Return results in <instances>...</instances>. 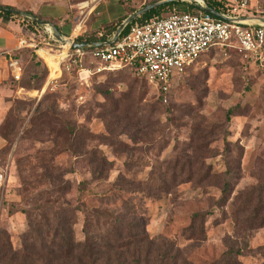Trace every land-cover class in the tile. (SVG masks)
Masks as SVG:
<instances>
[{
  "label": "rangeland",
  "instance_id": "1",
  "mask_svg": "<svg viewBox=\"0 0 264 264\" xmlns=\"http://www.w3.org/2000/svg\"><path fill=\"white\" fill-rule=\"evenodd\" d=\"M30 1L0 0V5L29 10L34 6ZM36 1L62 9L60 17L46 22L75 41L81 35L99 36L104 24L157 0H107L105 7L103 1L97 9L100 15L81 8L84 0ZM23 25L31 36L22 49L31 51L29 57L38 62L39 72L45 66L47 75L40 88L27 90L20 86L22 74L7 84L14 94L0 101L1 111L10 108L9 100L20 99L23 107L29 100L25 108L14 107L19 120L12 116L6 121V132L13 127L11 139L0 136V229L13 247L20 245L26 229L23 210L30 207L36 189L47 184L29 190L30 194L23 189L27 181L42 178L44 168L38 162L49 159L50 149L55 151L53 163L63 166L64 177L73 185L66 198L76 203V182L89 177L90 169L73 152L78 153V148L68 145L81 142V150L98 148L113 160L108 181L125 179L121 195L148 194L142 203L145 228L158 243L170 242L197 263L214 261L230 244H245L241 264H264V68L259 62L238 47L211 48L173 79L164 102L128 67L89 73L81 70L73 55L63 56L56 67L52 58L39 51L60 54L63 42L47 25L29 21ZM19 63L24 72L27 61ZM71 129L79 131L70 134ZM69 167L75 171L68 172ZM224 180L230 183V199L219 207ZM150 181L160 188L147 186ZM91 185L98 191L103 188L95 180ZM246 198L251 205L260 203L254 220L249 210L241 208ZM85 202L98 204L89 198ZM207 211L211 213L204 234L189 236L192 214ZM76 218L80 238L81 215Z\"/></svg>",
  "mask_w": 264,
  "mask_h": 264
},
{
  "label": "trees",
  "instance_id": "2",
  "mask_svg": "<svg viewBox=\"0 0 264 264\" xmlns=\"http://www.w3.org/2000/svg\"><path fill=\"white\" fill-rule=\"evenodd\" d=\"M204 1L209 7L218 12L225 11L230 5V0ZM172 8V11L179 13L197 12L200 10L191 3L180 1L166 2L136 18L124 28L122 33L126 32L131 24L135 22L144 23L151 18L162 17L161 15L163 12ZM133 10H135V8L126 12V14L116 22L104 24L103 32H101L99 36L90 35L86 38L83 37V35L77 36L75 42L90 43L92 41L106 40L107 35L114 32L120 22ZM25 13L34 16L31 11H25ZM2 15H10L19 18L21 23L29 21L30 24H37L28 18L16 15L8 10L0 11V16ZM38 18L44 20L41 17ZM30 52L29 49H20L14 55L19 61L22 59L27 61L24 72L21 67V75L23 74L24 76L25 73V76L20 83V86L27 90L40 88L42 81L47 75L45 66L42 72H39V64L33 57H29ZM52 61L54 60L52 59ZM75 62H78L76 57ZM193 65H191V67ZM128 68L135 72L132 66ZM103 72L104 71L96 72V74H102ZM137 76L144 79L148 86H150L145 77L140 75ZM170 86L171 84H169L167 91H163L162 89L158 91L152 90L156 93L157 98L166 102ZM9 101H12V107L10 106L7 111V116L0 122V136L7 141L11 139L10 136L13 127L8 128V132H6L4 130L6 121L12 116H15V119L19 120L21 117L17 116L14 112V107L25 108L29 100H25L24 107L20 106V99ZM233 110L234 108L230 109V112ZM33 117L34 115L32 118ZM77 131L79 130L71 129L69 132H71L70 134H75ZM81 145V142H70L68 145L69 148H78V153L77 150L73 152L76 153V156L80 155L81 158L86 161L90 169L89 177H83L76 182L75 187L78 192L76 203L72 204L70 200L66 198V195L72 190L73 185L69 179L64 177L63 166L53 163L55 151L50 149L49 159L47 161L40 160L38 162V164L44 168L42 178L27 181L23 189L26 191V194H30L31 192L29 190L38 185L47 184L36 189L30 201V207L23 210L26 215L27 224L26 229L21 234L20 245L18 247H13L9 236L5 234L3 229H0V263L241 264L240 257L244 249L247 250L248 248L245 244L241 247L236 244H230L227 249L221 253L219 258L214 261L197 263L189 260L184 256L181 249L170 242L161 240V242L158 243V239L151 238L146 231V218L142 211V203L145 201V198L148 197V194L132 191L129 196L125 197L121 195L120 188L125 185V179L123 178V181H120L118 180L120 176H118L117 180L108 181L109 171L114 164L113 160H109L98 148L81 150ZM226 151H228V147H226ZM67 171L74 172L75 170L69 167ZM93 180L103 186L101 191L96 190V185H91V181ZM114 186L116 187L115 189L113 188ZM147 186L160 188L161 185L150 181L147 183ZM229 186V181L224 180L221 195L217 199V205L219 207L225 205L230 199ZM81 195H85L86 198L94 200L98 202V204L87 205L85 202L86 198H81ZM259 205L260 203L251 205L250 199L246 198L243 200L241 208L244 211L249 210L251 219L254 220L257 217V210L260 208ZM210 213L211 211L194 212L192 214V222L188 228L190 230L189 236L201 238L204 234V222ZM78 214L81 215L82 219L79 230L81 235L80 238L76 237L77 229H75V225L78 222L76 218ZM261 220H264V216L261 217Z\"/></svg>",
  "mask_w": 264,
  "mask_h": 264
},
{
  "label": "built area",
  "instance_id": "3",
  "mask_svg": "<svg viewBox=\"0 0 264 264\" xmlns=\"http://www.w3.org/2000/svg\"><path fill=\"white\" fill-rule=\"evenodd\" d=\"M105 0H86L81 8L98 12ZM227 19L216 18L202 10L151 18L131 24L112 43L101 46L67 45L63 56H76L81 70L89 73L116 71L133 67L155 91H167L173 79L187 71L205 52L214 47H238L264 68V0H230ZM51 33L50 27H46ZM27 45L26 40L20 46ZM62 59V58H61ZM13 79L21 77L19 60L8 61ZM166 100V99H165Z\"/></svg>",
  "mask_w": 264,
  "mask_h": 264
},
{
  "label": "crops",
  "instance_id": "4",
  "mask_svg": "<svg viewBox=\"0 0 264 264\" xmlns=\"http://www.w3.org/2000/svg\"><path fill=\"white\" fill-rule=\"evenodd\" d=\"M115 1L118 3L117 0ZM107 2H108L107 0L104 1L102 6L103 7L107 6L108 5ZM83 3L84 2H81L80 4ZM5 4H9V3H5ZM30 4L34 5L32 9L29 10L17 9V10L23 12L31 11L35 13L38 17L44 19L43 21L45 22L50 21L53 18L56 19L60 17L62 13V9L60 7L51 5L50 3H45V2L42 3V1L31 0ZM3 6H9L13 8L10 5H3ZM100 14L101 13L99 12V15ZM124 14H126V12H124ZM110 19L113 20L115 19V17ZM37 25H41V24L37 23ZM112 34L113 32L110 35H108L109 37H107L106 40L109 39L112 36ZM30 36L31 35L28 28L25 25H23V23H21L19 18H15L10 15L0 16V101L14 94L12 93L14 91L7 86V84L11 83L13 80L12 76L10 75L8 61L12 56L15 55L16 52H18L20 49L23 48L22 46H20V42L22 40H26L27 37ZM3 108L4 109H1L0 111V120L2 119L4 113H6L8 106H5Z\"/></svg>",
  "mask_w": 264,
  "mask_h": 264
},
{
  "label": "water",
  "instance_id": "5",
  "mask_svg": "<svg viewBox=\"0 0 264 264\" xmlns=\"http://www.w3.org/2000/svg\"><path fill=\"white\" fill-rule=\"evenodd\" d=\"M171 1H187L195 6H197L200 10L216 17L219 19H227L224 15H222L221 13H219L218 11H216L215 9L209 7L204 0H157V1H153L147 4H144L142 7L134 10L133 12L129 13L121 22L120 24L117 26L116 30L113 32L112 36L107 39V40H101V41H92L90 43H77L74 40L71 39H67L63 34H61V32L58 30V28L56 27V25H54L53 23H49V22H45L33 15H29L23 11L11 8V7H6V6H1L0 5V11L2 10H8L16 15H20L22 17L28 18L29 20L42 24V25H47L48 27L51 28L52 32H53V36L56 37L57 40L61 41V42H65L67 40H69V44L72 47H83L86 46L88 44L93 45V46H101V45H105V44H110L112 42H114L122 33V31L124 30V28L131 23L132 21H134L136 18L140 17L141 15H143L144 13L150 11L151 9L166 3V2H171ZM199 1L201 3H199ZM261 22H264V18H260L257 19Z\"/></svg>",
  "mask_w": 264,
  "mask_h": 264
},
{
  "label": "bare ground",
  "instance_id": "6",
  "mask_svg": "<svg viewBox=\"0 0 264 264\" xmlns=\"http://www.w3.org/2000/svg\"><path fill=\"white\" fill-rule=\"evenodd\" d=\"M199 3H201V2L199 1ZM76 28H78V27H76ZM68 44H69V40L63 42L62 47L64 48V50L60 54H57V55L49 54L44 50H40V52H42V53L46 54L47 56H49L50 58H52L54 60V63L56 64V67H58V63H59L60 59L63 57V55L65 53V49H67Z\"/></svg>",
  "mask_w": 264,
  "mask_h": 264
}]
</instances>
